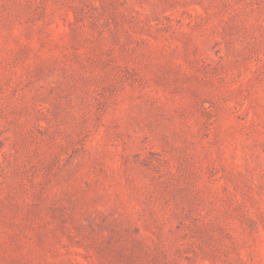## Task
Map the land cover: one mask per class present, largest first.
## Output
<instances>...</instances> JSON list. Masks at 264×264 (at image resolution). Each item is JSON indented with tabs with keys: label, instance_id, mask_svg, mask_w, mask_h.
Returning <instances> with one entry per match:
<instances>
[{
	"label": "rangeland",
	"instance_id": "374dc122",
	"mask_svg": "<svg viewBox=\"0 0 264 264\" xmlns=\"http://www.w3.org/2000/svg\"><path fill=\"white\" fill-rule=\"evenodd\" d=\"M0 264H264V0H0Z\"/></svg>",
	"mask_w": 264,
	"mask_h": 264
}]
</instances>
